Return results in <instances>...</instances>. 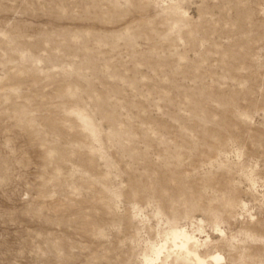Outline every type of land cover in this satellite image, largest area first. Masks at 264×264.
Wrapping results in <instances>:
<instances>
[{
    "label": "rangeland",
    "instance_id": "obj_1",
    "mask_svg": "<svg viewBox=\"0 0 264 264\" xmlns=\"http://www.w3.org/2000/svg\"><path fill=\"white\" fill-rule=\"evenodd\" d=\"M198 259L264 264V0H0V264Z\"/></svg>",
    "mask_w": 264,
    "mask_h": 264
},
{
    "label": "bare ground",
    "instance_id": "obj_2",
    "mask_svg": "<svg viewBox=\"0 0 264 264\" xmlns=\"http://www.w3.org/2000/svg\"><path fill=\"white\" fill-rule=\"evenodd\" d=\"M180 227H178V229H179ZM182 229V228H181ZM181 229H179V230H174L172 233H171V237H172V239L174 240V241H176L177 242V240L178 239H180L181 238V236H183L185 239L186 238H190V236L189 235H187L186 234V232H185V230H181ZM187 231V230H186ZM167 235V234H166ZM167 238V237H166ZM194 239V238H193ZM187 240V239H186ZM190 240H192V239H190ZM190 240L188 239V241L190 242ZM179 241V240H178ZM174 244V243H173ZM185 244H186V242H185ZM184 246V245H183ZM185 246H187V245H185ZM185 246L183 247V248H185ZM161 248V247H160ZM187 252H188V250H187ZM190 252V251H189ZM191 253V252H190ZM193 257H196V255L195 256H193ZM216 258V257H215ZM194 259V258H193ZM195 259H197V258H195ZM216 259H219L220 260V258H216ZM199 260V259H198ZM199 261H201V260H199ZM201 264H202V261H201Z\"/></svg>",
    "mask_w": 264,
    "mask_h": 264
}]
</instances>
